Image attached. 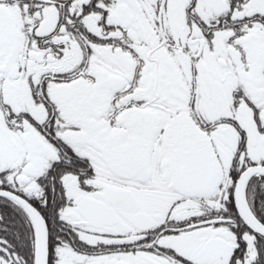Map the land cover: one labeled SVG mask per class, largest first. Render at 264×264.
Wrapping results in <instances>:
<instances>
[{"label": "snow or ice", "instance_id": "6c2138e0", "mask_svg": "<svg viewBox=\"0 0 264 264\" xmlns=\"http://www.w3.org/2000/svg\"><path fill=\"white\" fill-rule=\"evenodd\" d=\"M0 264H264V0H0Z\"/></svg>", "mask_w": 264, "mask_h": 264}]
</instances>
